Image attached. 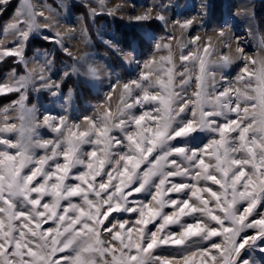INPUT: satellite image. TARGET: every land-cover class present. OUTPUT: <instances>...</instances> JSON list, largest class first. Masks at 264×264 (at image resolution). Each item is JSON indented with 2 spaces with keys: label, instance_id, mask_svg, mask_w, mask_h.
Wrapping results in <instances>:
<instances>
[{
  "label": "snow or ice",
  "instance_id": "1",
  "mask_svg": "<svg viewBox=\"0 0 264 264\" xmlns=\"http://www.w3.org/2000/svg\"><path fill=\"white\" fill-rule=\"evenodd\" d=\"M166 7L156 4L130 19L189 32L204 26L212 5L204 0L197 15L175 20ZM97 10L90 8L89 14ZM30 34H24L25 42ZM165 39L171 37L154 42L155 49L168 50L160 58L159 78L141 73L125 82L127 97L116 113L82 121L36 115L38 124L42 119L57 134L37 143L39 156L21 141L0 137V264H196L197 257L201 264H264V211H257L264 209V59L250 58L238 44L243 67L236 80L247 91L235 88L233 96L231 86L209 85L200 55L208 54L209 46L197 44L198 34L179 45L180 59L187 62L179 79ZM117 50L127 64L137 63L131 44ZM9 56L23 62L22 54L11 50L0 60ZM231 63L222 57L221 67ZM250 64H259L254 80L246 78ZM45 83L58 95L60 82ZM27 87L26 75L13 77V83L0 86V95L19 93L12 103L20 105ZM33 112L24 109L23 119ZM10 132L0 128V134ZM114 213L132 218L117 219ZM204 242H210L207 248L197 247ZM164 245L178 246L179 255L152 254Z\"/></svg>",
  "mask_w": 264,
  "mask_h": 264
},
{
  "label": "rangeland",
  "instance_id": "2",
  "mask_svg": "<svg viewBox=\"0 0 264 264\" xmlns=\"http://www.w3.org/2000/svg\"><path fill=\"white\" fill-rule=\"evenodd\" d=\"M119 1L121 4L115 6L114 2ZM143 1L103 0L101 6L100 0H0V16L12 7L0 24V55L11 50L20 52L23 56V62L11 56L0 60V86L13 83V77L25 75L28 77V87L23 93L24 99L20 101V105L12 103L18 100L19 93L0 95V128H11L10 133L0 134V137L8 135L13 141H21L26 151L39 156L43 154V150L37 148V143L54 139L57 134L47 127L42 119L38 124L36 115L41 118L44 114L65 115L70 121H82L84 117L104 114L107 111L116 113L121 105V98L127 97L123 87L125 82L137 80L141 73H148L153 80L159 78L160 58L168 55L167 49L157 50L154 47L155 40L160 37H171L162 43L170 44L178 79L184 71L182 63H187L180 59L179 45L187 43L190 37L198 34L200 40L197 44L202 47L207 43L209 46L208 54L202 51L200 53L209 70V85L216 84L217 89L222 85L231 86L230 94L233 96L235 88H240L241 92L247 91L243 82L236 80L243 67L237 46L240 44L252 59H264V41L258 30L255 33L241 32L235 25L225 23L223 18L219 23L220 27L216 29L211 27L210 21V24L192 28L189 32L182 31L179 26L165 27L156 21L148 24L131 20V17L143 14L147 8L156 4L167 5L165 12L170 20H175L178 16L198 14L197 11L193 12L195 9L182 8L183 0H165L164 3L161 0H145L147 4L141 5ZM255 1L257 5L261 0ZM85 3L89 7L83 6ZM5 4L6 8L3 7ZM75 8L78 9L76 12ZM90 8L98 9L95 15L89 14ZM153 11L151 15L155 16V8ZM222 28L229 32L223 37L217 32ZM29 32L30 38L25 42L23 36ZM45 36L52 39L45 40ZM35 40L37 41L34 42ZM56 40H60V43H56ZM42 44L47 48H41ZM110 44L116 47H110ZM129 44L136 49L137 63L127 64L117 50L126 48ZM183 51L187 52V48ZM222 57L230 58L232 63L227 67H221ZM74 67L75 73L72 72ZM258 68L259 64H250L246 78L254 80L252 74ZM93 69L97 73L96 76L92 75ZM66 72L72 75L64 78ZM191 74L196 75L198 71ZM48 79L61 83L58 95L53 96L48 91L51 87L45 83ZM16 82H19L18 79ZM194 90L193 81L190 92ZM145 107L147 109L150 106ZM26 108L34 110L28 120L22 116ZM135 111L138 114L141 112L139 108ZM86 127L87 125L81 123L82 129ZM22 128V135L18 137ZM23 171L27 172L28 168L25 167ZM257 211L264 209L258 208ZM113 215L117 219L132 218L124 213ZM48 226L46 224L43 227ZM222 239L213 238L221 243ZM209 243L204 242L197 247L207 248ZM151 251L153 255L162 258L179 255L178 246L164 245ZM215 251L212 249L209 256ZM196 264H201L199 257L196 258ZM206 264H212L211 260Z\"/></svg>",
  "mask_w": 264,
  "mask_h": 264
},
{
  "label": "crops",
  "instance_id": "3",
  "mask_svg": "<svg viewBox=\"0 0 264 264\" xmlns=\"http://www.w3.org/2000/svg\"><path fill=\"white\" fill-rule=\"evenodd\" d=\"M159 1V0H158ZM145 2V3H143ZM141 5L147 4L144 0ZM204 0H183L182 8L195 9L193 12L199 13L201 11L200 5ZM264 3V0H261ZM127 4V2H125ZM212 3V0H210ZM121 4L119 2H114V5ZM121 6V5H120ZM127 6V5H126ZM256 1L255 0H223L222 3V16L223 21L229 25H235L241 30V32H257L256 24ZM142 7L140 8V10ZM211 8L209 9V14L205 18L204 24H210L211 21Z\"/></svg>",
  "mask_w": 264,
  "mask_h": 264
},
{
  "label": "trees",
  "instance_id": "4",
  "mask_svg": "<svg viewBox=\"0 0 264 264\" xmlns=\"http://www.w3.org/2000/svg\"><path fill=\"white\" fill-rule=\"evenodd\" d=\"M161 1H163V3L165 2V0H161ZM222 3H223V0H212V3H211V5H212V7H211V27L212 28L216 29V27L217 28L220 27L219 23L223 18V16H222ZM11 8L7 9L5 11V13H3L2 16H0V24L3 21V19L10 13ZM77 10L78 9L75 8V12ZM255 18H256L258 31L260 33L262 40L264 41V3H262L261 1L257 2ZM36 41L37 40H35L34 42H36ZM41 48L45 49L47 47L44 44H42ZM25 55H27V53Z\"/></svg>",
  "mask_w": 264,
  "mask_h": 264
}]
</instances>
